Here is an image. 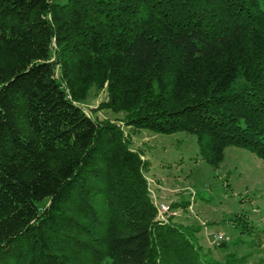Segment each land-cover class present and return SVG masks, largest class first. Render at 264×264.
Wrapping results in <instances>:
<instances>
[{"label": "trees", "instance_id": "trees-1", "mask_svg": "<svg viewBox=\"0 0 264 264\" xmlns=\"http://www.w3.org/2000/svg\"><path fill=\"white\" fill-rule=\"evenodd\" d=\"M93 86L213 167L264 160V0H0V264H214L158 218L121 124L81 106Z\"/></svg>", "mask_w": 264, "mask_h": 264}, {"label": "rangeland", "instance_id": "rangeland-1", "mask_svg": "<svg viewBox=\"0 0 264 264\" xmlns=\"http://www.w3.org/2000/svg\"><path fill=\"white\" fill-rule=\"evenodd\" d=\"M107 100L106 88L93 86L80 104L98 119L120 123L130 148L143 154L149 196L156 208L169 206L161 216L195 228L203 255L214 264H264V160L232 146L213 167L201 157L194 134L130 128L120 121L123 112L105 107Z\"/></svg>", "mask_w": 264, "mask_h": 264}, {"label": "built area", "instance_id": "built-area-1", "mask_svg": "<svg viewBox=\"0 0 264 264\" xmlns=\"http://www.w3.org/2000/svg\"><path fill=\"white\" fill-rule=\"evenodd\" d=\"M157 209H158V211H159V215L160 216H158V218H160L161 220H165V221H167V219H166V216L165 215H162L161 216V213H166V212H168L169 211V206L168 205H165V204H160V206L157 204ZM219 235V234H218ZM217 235V237L219 238V236Z\"/></svg>", "mask_w": 264, "mask_h": 264}]
</instances>
